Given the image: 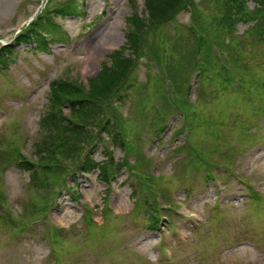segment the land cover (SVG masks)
Returning <instances> with one entry per match:
<instances>
[{"label":"rangeland","instance_id":"obj_1","mask_svg":"<svg viewBox=\"0 0 264 264\" xmlns=\"http://www.w3.org/2000/svg\"><path fill=\"white\" fill-rule=\"evenodd\" d=\"M41 1L46 2L0 0V49L10 43L15 50L8 68L0 71V192H5L10 206L17 208L14 211L0 200V264H169L170 254L172 264H264V25L249 21L232 28L222 20L227 14L226 0L182 1L165 19L174 17L172 23L163 21L147 33L145 47L150 52L145 50L139 57L135 54L129 78L136 87L130 98L119 102L120 114L128 115L138 133L136 150L141 163L150 161L148 170L137 168L135 155H127L112 144V135L122 132L118 124L111 132H100V120H109L116 112V95L113 108H104L105 116L99 109L102 118L88 120L93 122L90 132L105 139L93 151L97 161L106 159L105 151L112 152L115 161L124 159L136 168L137 176L140 170L165 174L171 191L165 189L164 193L145 180L134 185V173L127 169L115 175L110 185L95 171L71 177L67 186L78 191L80 200L73 201L64 192L52 210L62 168L56 172V167L50 172L44 169L30 184V172L12 163L10 154L16 150L4 147L16 136L26 150V159L37 167L43 162H58L43 150L50 134L39 131L51 81L68 79L87 92L88 82L111 65L110 55L126 45L128 19L134 15L147 18L148 13L145 0H75L79 13L54 19L62 36L47 38L49 52H36L39 47L35 41L19 46L14 36L36 15ZM71 1L51 0L50 6L61 8ZM245 4L249 10L258 7L255 0H245ZM184 5L189 8L185 10ZM258 16L255 18H261ZM157 52L165 53V67L178 82L179 88L173 89L176 99L169 96L170 76L164 74L163 64H157ZM197 99L201 108L199 115L193 110L197 115L194 126L200 128L192 133L191 147L184 150H204L208 153L205 157L221 162V167L214 168L213 180H207L205 171L193 168L179 151L187 134V130L179 131L187 116L182 110ZM63 114L70 116L69 104H65ZM12 117L20 123L15 136L11 135L15 127H9ZM224 124L226 131L222 133ZM144 131L146 143L140 138ZM93 141L89 145L99 142ZM217 146L229 152L210 154ZM231 158L234 161L229 164ZM62 162L71 161L64 157ZM225 165L232 170L227 171ZM34 196L48 200H28ZM138 196L140 203L148 197L153 213L161 209L159 202L152 201L155 197L169 204L171 196L182 206L172 220L154 229L151 212L136 205ZM168 208L173 209L171 205ZM192 215L203 219L200 230L194 229L196 220L189 219ZM30 216L38 217V225L27 234L34 224L26 220ZM157 216L162 220L168 214ZM43 223L51 229L48 240L55 249L68 239V233L58 228L60 223L74 224L69 235L72 244L64 249L62 262L49 254Z\"/></svg>","mask_w":264,"mask_h":264},{"label":"trees","instance_id":"obj_2","mask_svg":"<svg viewBox=\"0 0 264 264\" xmlns=\"http://www.w3.org/2000/svg\"><path fill=\"white\" fill-rule=\"evenodd\" d=\"M184 0H146V10L148 13L147 18L140 17L139 15H134L132 18L128 19L129 31L127 33V46L121 51H115L111 54L110 66H106L103 72L95 79L89 82V89L87 92H82V87L76 85L67 79H58L51 83L50 90V108L44 114V117L40 121L41 133H49L48 140L45 143V149L48 154L54 155V159L59 157H74V162L79 161L83 156V152L87 150L85 144L90 142V139H94V134L90 132V126L93 122H88L90 117L99 116L97 111L101 109L102 115L105 116L104 108H110L111 102L115 95L118 97V92L125 88V84L129 82L130 75L134 69V59L132 54L126 51H132L137 57H139L143 51L149 50L146 46V35L149 30L156 27L162 21H164L169 14ZM259 4L253 12H249L246 7L245 0H226L227 14L224 16V20L233 25L239 19H246L249 17H255V15L261 16L257 18L260 24L264 25V0H256ZM182 8V7H181ZM62 14H70L71 10L65 9ZM258 16V17H259ZM135 17V18H134ZM148 22V24H146ZM53 25V24H50ZM158 54V52L156 53ZM151 56L153 54L151 53ZM159 58V56H158ZM130 85H134L131 83ZM122 99V97H120ZM109 103V104H108ZM65 104H69L72 107V114L70 117H66L63 114L62 107ZM116 115L113 114L110 120L101 119L102 126L100 129L109 131L113 129L114 121L120 123ZM101 117V116H99ZM102 118V117H101ZM124 121L121 122V124ZM123 126V124H122ZM191 129V128H189ZM100 131V132H101ZM192 130L191 132H193ZM96 137V136H95ZM100 137V134L98 138ZM185 146L191 145L192 135L188 134L186 136ZM129 136L125 131L124 135L116 134L115 141L119 144L128 154H132L133 150H136L130 143H128ZM101 139V140H100ZM99 143L102 141L100 137ZM115 144V145H116ZM42 149L38 152L40 155ZM223 151V150H220ZM111 164L116 165L113 159ZM57 163V162H54ZM53 162H43L42 166L37 167L33 161L25 159L20 162V165L25 168V170L32 171L33 181H37L39 173L45 171H51L53 167ZM93 161L90 159L89 155L85 156V161L83 162L80 169L82 171H90L96 165L92 164ZM128 165V163H124ZM124 164L120 163L117 166L122 167ZM109 163L99 164V169L101 171L102 180L108 181L110 178ZM136 167L142 166L141 162L136 163ZM129 170H135V168L130 166Z\"/></svg>","mask_w":264,"mask_h":264}]
</instances>
